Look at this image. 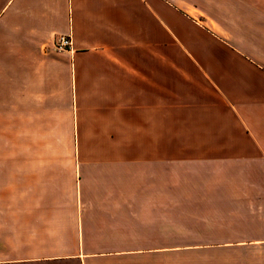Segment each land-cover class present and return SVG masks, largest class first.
Instances as JSON below:
<instances>
[{
  "label": "crops",
  "instance_id": "1",
  "mask_svg": "<svg viewBox=\"0 0 264 264\" xmlns=\"http://www.w3.org/2000/svg\"><path fill=\"white\" fill-rule=\"evenodd\" d=\"M0 264H264V0H0Z\"/></svg>",
  "mask_w": 264,
  "mask_h": 264
},
{
  "label": "built area",
  "instance_id": "2",
  "mask_svg": "<svg viewBox=\"0 0 264 264\" xmlns=\"http://www.w3.org/2000/svg\"><path fill=\"white\" fill-rule=\"evenodd\" d=\"M71 42L68 35H59L53 42V49L55 52H68L70 51Z\"/></svg>",
  "mask_w": 264,
  "mask_h": 264
}]
</instances>
